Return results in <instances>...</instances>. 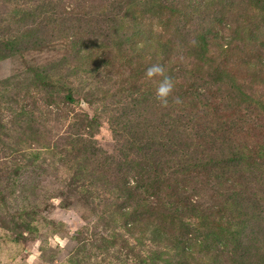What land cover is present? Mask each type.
<instances>
[{
	"label": "rangeland",
	"instance_id": "obj_1",
	"mask_svg": "<svg viewBox=\"0 0 264 264\" xmlns=\"http://www.w3.org/2000/svg\"><path fill=\"white\" fill-rule=\"evenodd\" d=\"M263 141L264 0H0V264H264Z\"/></svg>",
	"mask_w": 264,
	"mask_h": 264
},
{
	"label": "clouds",
	"instance_id": "obj_2",
	"mask_svg": "<svg viewBox=\"0 0 264 264\" xmlns=\"http://www.w3.org/2000/svg\"><path fill=\"white\" fill-rule=\"evenodd\" d=\"M145 78L150 82H158V87L156 88V100L161 107H168L169 98L174 90V81L169 75H166L165 65L161 63L152 64L147 68ZM175 102L181 103L179 99Z\"/></svg>",
	"mask_w": 264,
	"mask_h": 264
},
{
	"label": "trees",
	"instance_id": "obj_3",
	"mask_svg": "<svg viewBox=\"0 0 264 264\" xmlns=\"http://www.w3.org/2000/svg\"><path fill=\"white\" fill-rule=\"evenodd\" d=\"M118 50V49H117ZM98 59V58H97ZM96 59V60H97ZM94 64H96V61L94 62ZM101 64H102V62H101ZM100 64V65H101ZM221 67H222V65H220ZM220 66H218L216 69H215V71H214V74H215V77H219L220 76V78H221V75H223V70H222V68L220 67ZM99 68V67H98ZM213 84V87H214V83H212ZM205 86V85H204ZM206 87V86H205ZM196 91L199 93V91H198V89H196ZM208 93H210V92H208ZM200 94V93H199ZM66 99L68 100V101H70V102H75V100L72 98V95H71V93H68L67 95H66ZM155 104V103H154ZM135 106V108L134 109H132V112L130 113L131 114V116H138L139 115V113L143 110V109H145V110H143V114H145L146 112H147V110H148V108L146 107V108H144V107H142V105L140 106V105H134ZM204 106H207V104H205ZM139 117H141V114L139 115ZM128 121V118L126 119V122ZM171 124H172V122H171ZM176 124V123H175ZM178 125V126H177ZM177 127H179L180 125H179V122L177 121ZM144 125H143V123H141V127H143ZM175 126V127H176ZM143 130V129H142ZM259 147H264V141L263 142H260L259 143ZM138 149L139 150H141V154H142V150H143V147H141V146H138ZM260 152H262L261 153V157H264V150L263 151H261L260 150ZM236 158V159H235ZM231 162L232 163H235V162H242L243 161V155H242V152L241 153H239L238 154V156L237 157H235Z\"/></svg>",
	"mask_w": 264,
	"mask_h": 264
}]
</instances>
